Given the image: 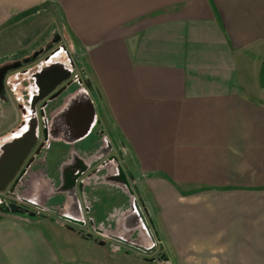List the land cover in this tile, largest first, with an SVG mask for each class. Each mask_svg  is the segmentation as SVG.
<instances>
[{"label":"crops","instance_id":"1","mask_svg":"<svg viewBox=\"0 0 264 264\" xmlns=\"http://www.w3.org/2000/svg\"><path fill=\"white\" fill-rule=\"evenodd\" d=\"M25 23L28 48L9 33ZM56 34L87 69V99L47 119L46 168L33 177L48 188L41 207L73 190L54 182L88 168L80 156L99 152L98 124L163 263L264 264V0H0V56L25 57ZM13 216L0 218V264H75L61 235L42 228L51 216L32 218L40 229L30 235ZM29 239L51 259L34 261Z\"/></svg>","mask_w":264,"mask_h":264},{"label":"rangeland","instance_id":"2","mask_svg":"<svg viewBox=\"0 0 264 264\" xmlns=\"http://www.w3.org/2000/svg\"><path fill=\"white\" fill-rule=\"evenodd\" d=\"M43 18H45V15H43ZM27 26V23H25L24 25L17 27L16 30L9 32L11 34L16 33L18 35L17 37H21L19 38L18 45L25 42V46L27 47L23 46V48H28L29 46L27 43L28 40H26V35L33 34L29 33ZM54 28L55 26L49 22L45 27V32H39L35 37L38 41H43L47 38L48 33ZM54 36L55 35H53L52 39L44 43V46L41 47V49H45L42 57L27 66L30 71L29 73L23 72L22 74L21 70H15L7 75L5 91L3 95H0V158L4 155V147L13 144V138L17 135L16 133L20 131L21 134L26 131V125L31 126L29 123L27 124V117L36 121L34 109L30 104L32 93L36 89L35 75L45 70L49 72L53 66L57 67L58 65L66 72H70L69 78L72 79L71 85L65 90V92L47 103L44 113L47 119L50 117L60 118L63 115L67 118V115L72 109V104L75 101H82V97L87 99L86 84L88 75L86 67L77 59V57H75V53L70 44L60 35V41L55 43V45L48 51L47 46L51 44ZM56 47H63V51L60 50V54L54 57L51 56L47 61H44V56L48 55L49 52ZM38 50H40V48L36 51ZM33 53H26L29 55L25 57H23V55H1L0 68L15 61H22L24 58L31 57ZM22 108L25 109V111H23ZM27 109H30L31 112H28ZM38 119L41 121V117L38 116ZM31 127L33 128L34 125ZM35 131L36 130L33 132L35 133ZM97 131H99L98 124L93 129L92 136L94 134L95 136H98L97 150H99V152L97 154L87 153L85 155L81 153L80 157L83 159V164L85 163L88 168L82 171L79 178L80 181L77 182L72 191L63 192L65 197L62 196V200L56 199L52 201L50 199L44 204L46 209H43L41 205H43L44 200L42 199L45 197L44 195L46 193L49 194V192L48 190L47 192L44 190V188L47 187L39 188V184H36V182L34 185V179L36 178L33 177L36 176L38 171H44L46 168L45 165L48 159L47 155L49 148V144H46V147L42 150V154L37 159V164H34L24 177L22 186L17 187L15 190L17 198L9 199L5 193H0V218H4L5 215H14L13 217L17 216V221L24 224L23 227L26 230V235H30L31 231L40 229L37 228L39 223L33 222L32 220H40L44 214H48L51 216L48 220L53 222V226L51 228L44 225L42 228H48L52 233L54 232L57 235H61L59 237L62 239L61 241L58 238L54 241L59 243L63 241V243H65V248L70 252H67V254L74 257L75 264H165L162 262L164 259L162 245L151 227V219L148 217V213L142 201L136 196L135 184L127 175L128 182L133 191V196H130L119 180L118 164H114L116 163L114 159L109 160L110 156L119 157V155L108 150L104 136L102 133L98 134ZM106 161L107 163L105 164ZM66 162H71V159L68 161L65 159L64 163ZM98 166H104V168L96 173L95 176H87ZM57 172H59V170ZM74 173L75 172H73L72 175H74ZM30 176L32 178H29ZM67 182L68 180H66V178L62 182L60 179L56 178L54 182L55 186L53 188L56 189L59 185V187L64 188ZM41 188H43V191H39ZM58 188L57 191H59ZM41 193H44L43 196H41ZM23 198L30 200L31 202L33 201L41 208L36 207V204L34 207L24 203L21 200ZM134 201H136L141 208L154 239L153 242L134 208ZM76 209L78 210V215L70 217L82 221V226L69 223L60 217L61 215L66 214L73 215V210ZM51 210L57 211L58 214H52ZM24 213L29 215L25 217L23 216ZM60 227L76 228L80 236H77L76 234L71 236L73 234L70 232L66 233V231L60 229ZM85 241L89 243H86ZM99 242H103L104 246L100 247L98 245ZM26 245L28 246L26 251L34 261H36L38 257H40L42 263L51 259L48 254L43 253L41 256V252L38 250L39 247L33 245L31 239L27 241ZM134 246H141L144 248L154 246V250L151 253H144L136 249ZM52 251L56 253V248H52ZM135 260L138 263L135 262Z\"/></svg>","mask_w":264,"mask_h":264},{"label":"water","instance_id":"3","mask_svg":"<svg viewBox=\"0 0 264 264\" xmlns=\"http://www.w3.org/2000/svg\"><path fill=\"white\" fill-rule=\"evenodd\" d=\"M59 41H60V37H59V35H56L55 38L52 40L51 44L57 43ZM44 51H45V49H40L38 51H35L31 57L25 58L22 61H16V62H13L11 64H7V65L2 66L0 68V95L3 94V79H4L5 74L9 71L16 70V69L20 68L24 64L34 62L38 56H40L41 54L44 53ZM46 59L48 60L49 57H47ZM45 71H43L41 73V75H39V74L35 75V77L38 79L37 81L35 80V86H36V89L38 90V97H34V98H37V100H41V99H44V98L49 96L47 98V101L42 105L43 107L47 105V102H50V101L56 99L72 83V81H69L68 83H66V85H64L58 91L52 93L55 90V88L62 81H65L69 77V73H67L66 71H63L60 75H66V76L62 77L60 80H54L55 77H51V75L45 74L44 73ZM32 107H33V105H32ZM90 124H91V117L89 115L86 126H84V128L81 131L82 135L86 134V132L88 131V129L90 127ZM33 131H34V127L31 128V132L25 134L24 137L16 138V139L13 138V144L12 145H14L16 147H18L21 143L22 144L26 143V147L23 150V152L18 153L15 151L16 149L11 150L9 152L4 151V155L0 158V192H3L7 188L8 184L17 175L12 186L10 187V189L8 191L9 194L13 195L15 187L17 186V184L19 183V181L23 177V175L26 173L27 169L30 167L31 163L34 160V157L39 155L40 149L43 147V144H41L39 146L38 150L34 154L35 156L31 157V159H29V161L25 164L24 168L21 171H19L22 168V166L24 165V162H25L27 156L29 155L31 148H33V146L36 143V137H35ZM47 138H48L47 128L45 127L44 128V141H47ZM26 141H28V143ZM112 159H114V161L117 162L116 157H111L109 160H112ZM82 171L83 170H79L75 175L68 177L69 179H68V182L66 183V186L64 187V190L74 188V186L76 185V180L80 178ZM118 175L120 177L119 180L121 181V183L123 184V186L127 190L128 194L130 196H133V191L130 187L127 176L125 175L124 171L122 170V168L119 165H118ZM115 180H116V178H115ZM25 202L27 204H32L26 200H25ZM134 208H135L144 228L146 229L148 235L150 236L151 241L153 242L154 239L151 235V232H150L149 227L147 225L146 219H145V217L141 211L139 204L136 201H134ZM24 215H29V214L24 213ZM60 217L63 218L65 221H68L69 223L76 224L78 226L83 225V222L78 220V219H73V218L68 217L66 215H61ZM122 242H124V241H122ZM103 244H104L103 242H99V245H103ZM134 247L136 249H138L139 251H142L144 253H151L154 250V246L150 247V248H144L141 246H134Z\"/></svg>","mask_w":264,"mask_h":264},{"label":"flooded vegetation","instance_id":"4","mask_svg":"<svg viewBox=\"0 0 264 264\" xmlns=\"http://www.w3.org/2000/svg\"><path fill=\"white\" fill-rule=\"evenodd\" d=\"M56 36V35H55ZM55 36H54V38H55ZM53 38V39H54ZM55 45V43L54 44H49L48 46H47V49H48V51H49V49L51 48V47H53ZM60 50H62L63 51V47H56L55 49H53L51 52H49V54L48 55H45L44 56V58H43V60L44 61H47V57H51V56H55L56 54H60L61 52H60ZM45 52V51H44ZM44 54V53H43ZM43 54H41L40 56H38L37 57V59H39L40 57H42V55ZM52 57V58H53ZM25 59V58H24ZM36 59V60H37ZM35 60V61H36ZM19 61V60H18ZM34 61V62H35ZM16 62V61H15ZM34 62H30V63H28V64H24V65H22L20 68H18V69H16V70H21L22 71V74H23V72L24 73H29L30 71H29V69L27 68V66H29L30 64H32V63H34ZM12 71H15V70H12ZM12 71H9V72H7L6 74H5V76H4V79H3V93H4V91H5V83H6V78H7V75L10 73V72H12ZM63 71H65L63 68H61L60 66H58L57 65V67H55V66H53L52 68H51V71H49V72H44L45 74H48V75H51V77H55L54 78V80H60L62 77H65L66 75H60ZM43 72V71H42ZM42 72H40L39 73V75H41V73ZM67 73H69V75H70V72H67ZM70 77V76H69ZM67 78L65 81H62L56 88H55V90L52 92V93H54V92H56V91H58L60 88H62L64 85H66V83H68L69 81H72V79L71 78ZM36 78V77H35ZM72 78H74V77H72ZM38 79L36 78V81H37ZM80 81V80H79ZM79 81H77V82H79ZM81 84V83H80ZM71 85V84H70ZM44 91V90H43ZM65 92V91H64ZM3 95V94H2ZM51 95V94H50ZM61 95V94H60ZM59 95V96H60ZM34 97H38V90L37 89H35L34 91H33V93H32V96H31V105H33V109H34V115H35V118H36V121H35V123H34V130H36L35 131V133H34V135H35V137H36V143H35V145L33 146V148H31V150H30V153H29V155L27 156V158H26V160H25V162H24V165L22 166V168L19 170V171H21L23 168H24V166H25V164L29 161V159H31V157H34L35 155V152L38 150V148H39V146L41 145V144H43V147L40 149V153H39V155H37V156H35L34 157V160H33V162L31 163V165H30V167L27 169V171H26V173L23 175V177L20 179V181H19V183L17 184V186L15 187V189H14V194L12 195V194H9V189H10V187L12 186V184H13V182H14V180H15V178L17 177V175L15 176V178L8 184V186H7V188L3 191V192H0V193H5L6 194V196H7V198H9V199H16L17 197H16V193H15V190L17 189V187H20V186H22V184H23V180H24V177L27 175V173L29 172V170L31 169V167L32 166H34V164H37V159L40 157V155L42 154V150H43V148H45L46 147V144H48V139H47V141H44V128L46 127L47 128V118L45 117V108H46V106H42L46 101H47V98L49 97H46V98H44V99H41V100H37V98H34ZM47 103H49V102H47ZM22 110L23 111H25V109H23L22 108ZM28 110V112L30 111V109H27ZM31 112V111H30ZM33 112V111H32ZM43 113V114H42ZM38 116L39 117H41V121L38 119ZM29 122V124L31 125V122L33 121V119H31L30 117H28V119H27ZM32 126V125H31ZM31 126H28L27 127V129H26V131H24L23 132V134H21L18 138H22V137H24V135L25 134H27V133H29L30 131H31ZM47 134H48V129H47ZM27 139V138H26ZM27 143H28V141H26ZM25 147H26V143H21L18 147H16V146H14V145H10V146H8V147H4V151H11V150H15L16 152H23V150L25 149ZM14 148V149H13ZM3 151V152H4ZM71 176H73V175H71ZM69 178L67 177L66 178V180H68ZM29 181V180H28ZM80 181V179H77L76 180V183L77 182H79ZM15 195V196H14ZM24 203H26L25 202V200L26 201H29L30 203H32V204H29V205H31V206H36L35 205V203L34 202H31L30 200H27V199H25V198H23V199H21ZM37 207V206H36ZM24 212H26V211H24Z\"/></svg>","mask_w":264,"mask_h":264},{"label":"bare ground","instance_id":"5","mask_svg":"<svg viewBox=\"0 0 264 264\" xmlns=\"http://www.w3.org/2000/svg\"><path fill=\"white\" fill-rule=\"evenodd\" d=\"M83 112V111H82Z\"/></svg>","mask_w":264,"mask_h":264}]
</instances>
